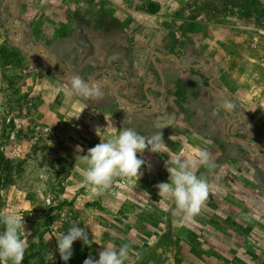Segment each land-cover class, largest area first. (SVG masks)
Here are the masks:
<instances>
[{
	"label": "rangeland",
	"instance_id": "rangeland-1",
	"mask_svg": "<svg viewBox=\"0 0 264 264\" xmlns=\"http://www.w3.org/2000/svg\"><path fill=\"white\" fill-rule=\"evenodd\" d=\"M157 4L156 15L142 10ZM195 5L202 0H0V45L16 48L22 37L26 49L47 50L56 69L111 80L120 94L135 90L130 74L139 78L148 72L144 61L152 50L140 48L146 34L157 33V41L172 35L187 41L185 52L178 53L181 63L211 64L216 70L215 75L211 70L214 91L209 92L189 69L172 67L165 77L167 101L159 96L158 109L148 114L157 120L145 123L105 93L85 103L72 93L70 77L52 70L43 51L21 48L20 67L6 72L0 67V153L13 160V182L0 186V213L24 216L22 264H40L41 259L59 264L56 238L74 225L88 233L83 245L93 260L108 244H127L124 264H264V28L223 10L199 12ZM188 12L200 24L185 25ZM99 41L113 42L112 50H131L142 60L126 68L106 58L100 62L95 51ZM83 53L90 56L84 62L79 59ZM180 76L190 93L188 102L181 101L184 113L173 99L174 79ZM154 84L160 87V82ZM226 101L230 110L222 108ZM108 114L115 117L108 126L118 127L112 137L126 128L146 139L160 131L164 143L156 153L145 149L137 154L144 161L138 180L114 178L109 189L95 195L82 183L86 165L78 156L102 141L92 129ZM247 134L252 139L248 157L234 155L229 144ZM200 149L210 153L216 167L192 169L206 179L208 196L195 217L185 221L182 213H173L170 199L158 195L156 185L168 181L166 160L194 159Z\"/></svg>",
	"mask_w": 264,
	"mask_h": 264
},
{
	"label": "clouds",
	"instance_id": "clouds-1",
	"mask_svg": "<svg viewBox=\"0 0 264 264\" xmlns=\"http://www.w3.org/2000/svg\"><path fill=\"white\" fill-rule=\"evenodd\" d=\"M70 88L85 103L89 98L101 95L98 87L91 86L79 75L70 76ZM231 107L230 101L222 104L224 110ZM163 143L160 131H155L146 139L132 128L123 129L115 137L101 141L88 149L85 155L78 156L86 165L82 183L93 194L101 195L111 187L114 178L135 177L138 180L144 161L137 154H143L145 149L156 153ZM76 151H82L80 146H76ZM165 164L168 181L156 185L158 195L172 201L174 214L182 213L183 220L191 221L208 196L206 179L203 174L197 176L192 169L201 166L211 170L216 165L210 163V153L206 149L197 150L194 159L185 160L177 156L166 160ZM23 218L15 211L0 213V262L3 264H22L24 260L26 237L21 238L20 235L21 232L25 234ZM78 240L87 245L89 235L84 227L75 225L56 238V251L65 264L73 255V243ZM128 251L127 244H108L99 252L98 259L93 260L89 256L83 264H124Z\"/></svg>",
	"mask_w": 264,
	"mask_h": 264
},
{
	"label": "crops",
	"instance_id": "crops-1",
	"mask_svg": "<svg viewBox=\"0 0 264 264\" xmlns=\"http://www.w3.org/2000/svg\"><path fill=\"white\" fill-rule=\"evenodd\" d=\"M159 11L156 14H158ZM156 14H154V15H156ZM171 21H168V23H165V25H163L166 28V30H169V28H170L169 26L171 25ZM167 32L169 33V31H166V34H167ZM134 34H136V33L133 32L132 35H134ZM142 36H144V33H143ZM154 36H157V33H154L153 35L152 34L151 35H149V34L147 35L146 34V36L143 37L145 39L144 45H142V43L140 44V48H146V49H151L152 50L150 52V55L148 56V58H146V60L144 61L145 64L148 66V68L145 71H148V72H143L142 75H144V76L139 75V78H135L134 75H131V74L129 75L130 82L131 83L134 82L133 84L135 86V90H131L130 93L128 92L127 94H129V95H127L125 93L124 94H120V93L117 92L115 82H111V80L110 81H101V82H110V83H112L114 85L115 92L117 93V95H119L122 99L127 101L130 104V106H128L125 101H123L121 99H117L116 97H114L113 93L111 91V88L109 86H98V85H96V87H98L100 93H105L107 95L106 99L123 103L124 106L127 108V110H129V112L133 116H140V117L144 118L145 123L146 122L147 123L150 122V118L151 117L149 118L148 114H150V112L158 109L157 108L158 97L161 96L162 97L161 99L163 101L164 100L167 101V98L164 96V94L166 93L165 92L166 79H165V77L163 75L165 70L168 69L170 71V70H172L171 68L174 67V68L178 69V71H179V69L180 70L181 69H183V70L184 69H190V68H192L191 66H196V65H189V64L181 63V59L182 58H181V56L178 53H180V52L184 53L185 52V48L187 47V44H186L187 41L183 42V41L177 39L176 37H174V35H172V39L171 40L165 38L164 41H157V40H155L153 38ZM102 37L103 36H100V38H102ZM152 39H154L153 40L154 42L150 43L152 41ZM99 40H102V39H99ZM135 40H138V38L134 39V41H133V43L135 42V44H137ZM99 42H100L99 44L98 43L96 44L97 47L95 46V51H97V55L96 56H97V59H99L100 62H103L104 58H106L109 61L110 60L113 61V63L116 62V61L117 62H121L122 65H124V68H126V67H128V65L129 66L137 65L138 62H140V60H142L141 58H139L137 56H134L132 54L131 50L128 51L126 49L125 54H122V53H119L118 51L112 50V48H114V45H115V44L113 45V42H111V43L110 42H104V41L103 42L99 41ZM190 44H191V42H190ZM72 48L73 47H71V46L69 47V49H72ZM75 48L78 49V46H76ZM122 49L125 50V47L121 46V50ZM92 50H94V48H92ZM153 53H157L160 56L174 55L176 58H179V64L181 66L176 63V61H175V59L173 57H169L167 59H162V58L158 57V55L153 54ZM106 54H108L110 56L107 57ZM89 58H90V56H87L84 53L81 56H79V59H82L83 62L88 60ZM66 64H68V63H66ZM163 64H165L166 67H163ZM206 65L212 67L211 64H206ZM204 67H207V66H204ZM207 68L212 70L209 67H207ZM193 69H196V68H193ZM76 75H79V74H76ZM145 75H147V76H145ZM92 76L93 75L90 74V77H92ZM144 77H147V79H142ZM179 78L181 79L182 77L180 76ZM92 80H94V79L92 78L90 81H92ZM182 80H185V79H182ZM90 81H88L87 83H89ZM154 81H155V83H156V81L157 82H161L160 87L157 86L156 84H154ZM137 84H139V86ZM136 86H138V87H136ZM137 90H139V91H137ZM148 102L150 104H152L150 109H147V107H145V105ZM124 106L120 105V107H119L120 110L121 109L123 110L125 108ZM141 108L143 109L144 112L143 111H138V110H141ZM111 117H114V115H112V114L105 115L104 121L99 124L101 126V124H104V123L107 122L105 127L104 126L103 127L102 126L99 127V125H98L96 127V129H92V130H97L95 133L98 132V135H102L103 136V139H98V141L99 140L104 141L105 140L104 139L105 136H107L108 138H111L112 135L110 134V132L116 134V132L118 130V127H116V126L115 127L114 126H112V127L108 126V124H110V122L111 123L114 122L112 119L110 120ZM114 119H115V117H114ZM129 122L131 124L133 122L132 119H130ZM98 123L99 122H97L96 124H98ZM63 125L64 124H61V126H63ZM129 127H131V126H129ZM89 130H91V129H89ZM96 139L97 138H95V140Z\"/></svg>",
	"mask_w": 264,
	"mask_h": 264
},
{
	"label": "trees",
	"instance_id": "trees-1",
	"mask_svg": "<svg viewBox=\"0 0 264 264\" xmlns=\"http://www.w3.org/2000/svg\"><path fill=\"white\" fill-rule=\"evenodd\" d=\"M193 2H196L197 0H191ZM228 3H227V2ZM182 9H184V6H181ZM197 11H201L202 13L212 11V14H216L224 11V14L234 16L240 20H242L246 24H252L257 28H264V0H202L201 6H194ZM142 10H144L145 13L148 14H156L159 11V5H147L144 8L142 7ZM190 13V12H188ZM218 15V14H217ZM191 20V22L189 21ZM195 16L193 17V14L190 13V17H188V20H185L187 24H195L198 25L197 21H195ZM190 22V23H188ZM207 22H209L207 20ZM188 29V28H187ZM185 30L181 32V34H184ZM31 41V40H30ZM24 45V43H23ZM25 47V46H24ZM23 51L21 50V47L18 46L16 48L8 47L7 43L0 45V67L3 72L10 71L14 68H18L23 63ZM168 69L164 72V77H168ZM212 71L208 68H190L189 69V75L199 78L202 81V84L204 87H208L209 92L214 91L209 86V79L211 78ZM83 80L86 82L90 81L92 79L89 78V76L83 77ZM184 80L180 79L179 77L174 79L173 83V96L175 99V103L177 106L180 107L181 112H185V107L181 106V101L183 102L189 99L190 93L188 94L187 88L185 84L183 85ZM190 116V115H189ZM152 121H156L157 119L155 117L150 118ZM251 136L249 134L245 135L236 143L229 144L230 147H234V155H241L242 157L247 158L248 157V147L249 142L252 141L250 138ZM228 146V147H229ZM12 157L10 155H6L3 153H0V186H7L12 184L13 177H12V171H13V165H12ZM2 228V226H0ZM41 242V241H40ZM73 248V255L72 257L67 261V264H83V261L87 258V249L84 247L83 243L81 241H75L72 245ZM30 257H26L25 260H28ZM45 260L41 259L40 264H45ZM59 264H65L61 259L59 261Z\"/></svg>",
	"mask_w": 264,
	"mask_h": 264
},
{
	"label": "water",
	"instance_id": "water-1",
	"mask_svg": "<svg viewBox=\"0 0 264 264\" xmlns=\"http://www.w3.org/2000/svg\"><path fill=\"white\" fill-rule=\"evenodd\" d=\"M15 8H16V6H15ZM15 8H14V9H15ZM14 11H15V10H14ZM14 11L12 12V21L14 20V16H15ZM11 25H12V22H11ZM9 30L12 31L11 27L9 28ZM13 31H14V32H19V33H21V35H23V31H22L21 29L16 28V29H14ZM20 46H21L22 49H24V50H26V51L31 50V49H26V48L24 47L22 37H21V39H20ZM35 50H37V51H43V52L45 53L46 57L52 62V70H53L54 72H64V73L67 74L69 77L71 76V75L69 74V71H68L67 69H65V68L56 69V68H55V66H56V59H55L53 56H51V54H50L47 50H45V49H43V48H37V49H32L31 51H35ZM153 54L158 55L157 53H153ZM158 57H160V58H162V59H167V58H169V57H173V58L175 59L176 63H177L178 65H180V64H179V58H176L174 55H167V56H160V55H158ZM180 66H181V65H180ZM202 66H207V67L211 68L212 71L214 72V75H215L216 70L213 69L212 67L206 65V64H203V65H200V66H191V67H192V68H198V67H202ZM211 82H212V79L209 80V86H210V87H213V85L211 84ZM88 84H90V85H91V84H95V85H98V86H109V87L111 88V91H112L114 97H116L117 99H121V100L125 101V100L122 99L119 95H117V93L115 92L114 85H113L112 83H110V82H101V81H97V80H92V81H90ZM125 102L127 103L128 106H130V104H129L127 101H125ZM226 132L228 133V127H227V129H226Z\"/></svg>",
	"mask_w": 264,
	"mask_h": 264
},
{
	"label": "flooded vegetation",
	"instance_id": "flooded-vegetation-1",
	"mask_svg": "<svg viewBox=\"0 0 264 264\" xmlns=\"http://www.w3.org/2000/svg\"><path fill=\"white\" fill-rule=\"evenodd\" d=\"M160 85H161V82H160ZM127 86V85H126ZM147 109H150V108H147ZM138 111H143V109L141 108V110H138ZM144 112V111H143ZM150 118V117H149ZM152 118V117H151ZM160 120V119H159ZM150 121L153 123L155 121H152V119H150Z\"/></svg>",
	"mask_w": 264,
	"mask_h": 264
},
{
	"label": "built area",
	"instance_id": "built-area-1",
	"mask_svg": "<svg viewBox=\"0 0 264 264\" xmlns=\"http://www.w3.org/2000/svg\"><path fill=\"white\" fill-rule=\"evenodd\" d=\"M261 34H264V32L260 31Z\"/></svg>",
	"mask_w": 264,
	"mask_h": 264
}]
</instances>
